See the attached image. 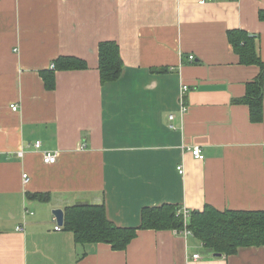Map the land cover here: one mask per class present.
I'll list each match as a JSON object with an SVG mask.
<instances>
[{"label": "crops", "instance_id": "crops-1", "mask_svg": "<svg viewBox=\"0 0 264 264\" xmlns=\"http://www.w3.org/2000/svg\"><path fill=\"white\" fill-rule=\"evenodd\" d=\"M261 11L264 0H0V264H264L263 246L216 255L182 229L139 228L162 204L264 211V80L253 121L241 99L260 69L228 37L248 32L264 61ZM102 41L123 62L104 83ZM60 56L86 67L54 71L47 88L41 72ZM74 204H102L135 236L124 249L77 242L63 225Z\"/></svg>", "mask_w": 264, "mask_h": 264}, {"label": "trees", "instance_id": "trees-1", "mask_svg": "<svg viewBox=\"0 0 264 264\" xmlns=\"http://www.w3.org/2000/svg\"><path fill=\"white\" fill-rule=\"evenodd\" d=\"M264 19V11L260 12ZM228 37L243 63L256 64L259 73L246 85L241 99L249 107L250 118L262 117L264 61L256 54L253 37L244 30H229ZM98 68L101 82L116 79L123 68L119 48L114 41H102L98 45ZM53 69L41 72L45 86L54 87L56 70L81 69L86 63L73 56H60L53 62ZM40 198L47 199L43 194ZM64 227L70 230L79 243L106 242L114 249H124L135 236L136 228L117 227L109 221L102 204H74L64 209ZM186 227L211 252L230 255L239 247H264L263 210H219L206 204L202 210L189 212L185 220L178 208L171 204L146 207L139 228L183 229Z\"/></svg>", "mask_w": 264, "mask_h": 264}, {"label": "built area", "instance_id": "built-area-1", "mask_svg": "<svg viewBox=\"0 0 264 264\" xmlns=\"http://www.w3.org/2000/svg\"><path fill=\"white\" fill-rule=\"evenodd\" d=\"M206 0H199V3H204ZM189 59H193V56H189ZM53 67V65L51 66ZM188 89V86L186 84H182L181 85V88H180V94H179V101H180V113H184L185 110H186V106L184 104V94L185 92L187 91ZM11 108L13 110L16 109V106L15 105H12ZM170 118H173V115L170 116ZM171 127H174L173 125H171ZM34 147L39 149L41 147V141L40 140H37L34 142ZM189 151L191 152V154L193 155L194 158H197V159H202L203 158V154L201 152V149L198 147V146H194V147H191V148H188ZM43 162L45 163H54L57 159V152L56 151H43ZM19 156L22 155V152L20 151L19 153ZM177 169L178 171L181 173L183 172V168L181 165L177 166ZM24 177H26V174L23 175ZM178 213H181L184 217V219L186 220L189 216V211L188 210H182V211H179L178 210ZM56 220V218H55ZM54 228L56 230H59L61 229V226L60 225H55ZM18 230L22 229V226H18L17 227ZM175 232H177L178 230H174ZM181 233H183V235H188L191 233L190 230H188L186 227H184L181 231ZM193 258H198L199 257V254L195 253L192 255Z\"/></svg>", "mask_w": 264, "mask_h": 264}, {"label": "water", "instance_id": "water-1", "mask_svg": "<svg viewBox=\"0 0 264 264\" xmlns=\"http://www.w3.org/2000/svg\"><path fill=\"white\" fill-rule=\"evenodd\" d=\"M52 214L55 216L56 222L62 225L63 224V210L61 208H55L52 210ZM216 255H220V254H216Z\"/></svg>", "mask_w": 264, "mask_h": 264}]
</instances>
